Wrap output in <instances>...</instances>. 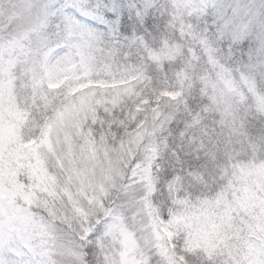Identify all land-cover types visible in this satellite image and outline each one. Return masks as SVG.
Masks as SVG:
<instances>
[{
    "label": "clouds",
    "instance_id": "1",
    "mask_svg": "<svg viewBox=\"0 0 264 264\" xmlns=\"http://www.w3.org/2000/svg\"><path fill=\"white\" fill-rule=\"evenodd\" d=\"M0 264H264V0H0Z\"/></svg>",
    "mask_w": 264,
    "mask_h": 264
}]
</instances>
